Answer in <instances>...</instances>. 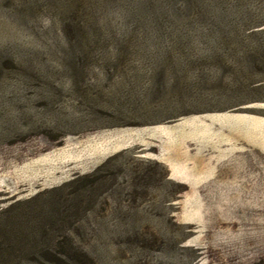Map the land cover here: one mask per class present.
Here are the masks:
<instances>
[{"label":"rangeland","instance_id":"374dc122","mask_svg":"<svg viewBox=\"0 0 264 264\" xmlns=\"http://www.w3.org/2000/svg\"><path fill=\"white\" fill-rule=\"evenodd\" d=\"M210 1L0 0V264H264L263 82L137 27Z\"/></svg>","mask_w":264,"mask_h":264},{"label":"trees","instance_id":"16d2710c","mask_svg":"<svg viewBox=\"0 0 264 264\" xmlns=\"http://www.w3.org/2000/svg\"><path fill=\"white\" fill-rule=\"evenodd\" d=\"M212 3L211 0L206 7L208 16L202 19L187 17L186 19L173 20L167 23L151 20L144 24L145 28L139 23L137 27L149 32L164 29L165 31L194 34L189 39L195 38L202 41L199 44L191 43L199 49V52L196 53L199 64L210 63V66L214 70L216 69V72L212 75L206 76L208 78H227L233 82H249L252 79V82H263L264 84L263 65L258 64V57L263 58V50L261 53L255 52L257 48L263 49V46H260L259 43L261 40L263 41L264 22H255L257 16H254L255 14L252 11L238 10L237 7L232 6L227 10L229 12L228 17L221 20L217 19V9ZM233 16H236V19H233ZM220 32L236 34L235 38L239 42H235L233 38L230 39L227 34L223 37L224 39L219 37L221 36L219 35ZM218 37L222 39L220 44L217 42ZM192 47L195 46L187 45L186 48L191 49ZM231 47H234L232 48L234 49L233 52ZM214 50H218L221 54L214 53ZM171 64L177 70L186 67L182 62ZM187 68H189L188 65ZM189 74L190 72H188ZM170 76L165 78V82H172V76Z\"/></svg>","mask_w":264,"mask_h":264},{"label":"crops","instance_id":"0c3cea01","mask_svg":"<svg viewBox=\"0 0 264 264\" xmlns=\"http://www.w3.org/2000/svg\"><path fill=\"white\" fill-rule=\"evenodd\" d=\"M233 119H234V121H236L238 123H242L244 125V127L246 128V126H249L251 124L252 118H251V116H247V115H239ZM167 167L170 170V175L171 176L174 175L172 178L174 181L176 180V181L182 182V181L188 180L187 178H185V176L179 174L180 172L174 163H167Z\"/></svg>","mask_w":264,"mask_h":264}]
</instances>
